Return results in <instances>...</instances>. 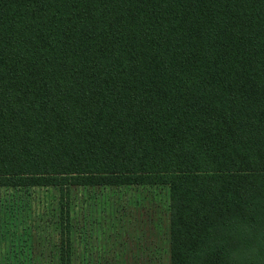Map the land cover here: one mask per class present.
<instances>
[{
	"label": "trees",
	"instance_id": "obj_1",
	"mask_svg": "<svg viewBox=\"0 0 264 264\" xmlns=\"http://www.w3.org/2000/svg\"><path fill=\"white\" fill-rule=\"evenodd\" d=\"M123 187L164 190L166 264L264 229V0H0V191L48 197L51 264Z\"/></svg>",
	"mask_w": 264,
	"mask_h": 264
},
{
	"label": "rangeland",
	"instance_id": "obj_2",
	"mask_svg": "<svg viewBox=\"0 0 264 264\" xmlns=\"http://www.w3.org/2000/svg\"><path fill=\"white\" fill-rule=\"evenodd\" d=\"M0 191V264H51L57 235L47 226L48 197ZM72 264H166V214L156 187L74 190ZM22 198L23 200H18ZM161 198V199H160ZM25 207V209H23Z\"/></svg>",
	"mask_w": 264,
	"mask_h": 264
},
{
	"label": "clouds",
	"instance_id": "obj_3",
	"mask_svg": "<svg viewBox=\"0 0 264 264\" xmlns=\"http://www.w3.org/2000/svg\"><path fill=\"white\" fill-rule=\"evenodd\" d=\"M222 247L221 264H264V229L239 221Z\"/></svg>",
	"mask_w": 264,
	"mask_h": 264
}]
</instances>
